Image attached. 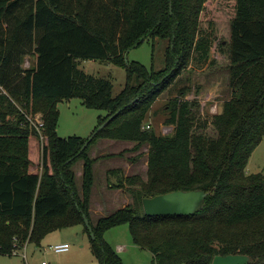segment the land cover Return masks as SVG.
<instances>
[{"label": "trees", "instance_id": "obj_1", "mask_svg": "<svg viewBox=\"0 0 264 264\" xmlns=\"http://www.w3.org/2000/svg\"><path fill=\"white\" fill-rule=\"evenodd\" d=\"M207 2L0 0V84L8 93L0 95V254H16L27 243L40 247L49 233L83 225L100 264H124L105 233L128 224L133 243L150 251L155 264H212L228 254L264 264V173L246 171L264 138V0H235L230 38L221 48L231 94L208 117L194 89V72L216 62L213 41L201 29ZM156 39L168 41L164 69L127 59L145 40L155 48ZM81 60L124 67L122 92L114 95L111 80L87 73ZM179 78L184 82L173 96ZM165 93V124L173 130L159 134L144 122ZM71 98L106 112L95 131L105 126L81 153L88 138L57 131L58 103ZM24 111L45 119L41 174L30 171L29 139L37 132ZM101 138L132 141L133 150L148 145V171L145 180L109 170V186L124 188L133 201L94 223L96 159L89 149ZM78 160L84 162L81 191L73 169ZM196 189L208 195L195 214H145L144 198Z\"/></svg>", "mask_w": 264, "mask_h": 264}, {"label": "rangeland", "instance_id": "obj_2", "mask_svg": "<svg viewBox=\"0 0 264 264\" xmlns=\"http://www.w3.org/2000/svg\"><path fill=\"white\" fill-rule=\"evenodd\" d=\"M234 4L235 0H208L204 13L202 14L203 21L201 29L208 34L213 41L211 57L216 60L214 64L204 69H197L194 72L195 96H202L201 99L203 103H199V107L200 111L203 108L206 117H208V113H212V108L214 107H216V112H221L223 102L228 99L231 94L228 85V58L222 53L221 48H224L230 38L229 28L230 20L234 15ZM221 43L222 45L220 46ZM167 44V40L156 39L155 48H153V42L151 40H145L141 45L128 52L127 59L129 61H139L148 68L153 66L155 70H162L165 67V49ZM27 60V62L24 61V67L26 65L25 68L29 67L31 63L30 58H27ZM80 67L89 74L111 80L113 83L114 95H118L122 92L126 85L127 73L125 68L116 65L112 61L81 60ZM185 77L186 73L183 78ZM183 82L184 79L179 78L172 86V88L174 87L172 91L173 96L177 94V90L182 87ZM218 94L219 96L215 97ZM168 97L167 93L160 97L153 105L152 111L144 122L145 127L147 124H150L159 134H164L166 129L169 131L165 134H169L173 130L172 126L165 124ZM204 100L206 102H204ZM58 108L60 110V117L57 131L61 137L81 136L89 138L98 125L99 116H104L106 113L103 110L87 108L82 104L79 98L60 101L58 103ZM206 132L208 134L215 133L214 129L211 127H209ZM106 139L110 138L98 139L91 148H94V150L106 149L107 152L113 151L112 149H115L114 146L108 145V143H106L108 141H105ZM35 145L37 151L34 148ZM91 148L89 149V155ZM134 151L137 152L133 153ZM121 153H123V156H128V160L134 161L133 166L130 168V172H139L143 178L147 179L148 145H143L138 150L128 148ZM42 155L43 148L40 138L35 135L31 136L29 139L30 171L38 172L39 174L42 173ZM78 164H82V160H78L73 165V169L75 166H78ZM248 169L250 173H264V139L262 145H259L253 152ZM96 170L100 178L102 171L100 164L96 166ZM105 178L108 181L107 176H105ZM112 180L115 181V179ZM76 184L78 187L77 182ZM82 227L83 225L80 227L72 226L49 233L42 240L40 247H36L33 243H30L25 248H20L19 252L16 254H0V264H44V262H46V264H100L91 251L88 233L86 234L88 244H86L85 248H81L82 243L80 240L82 233H80V238L78 239L75 233L78 228ZM105 239L115 250L118 244L126 245L127 249L119 253L124 264H155L154 255L150 251L141 249L133 243L128 224L112 228L105 235ZM65 240L70 243L69 251L56 253L50 248L51 245Z\"/></svg>", "mask_w": 264, "mask_h": 264}, {"label": "crops", "instance_id": "obj_3", "mask_svg": "<svg viewBox=\"0 0 264 264\" xmlns=\"http://www.w3.org/2000/svg\"><path fill=\"white\" fill-rule=\"evenodd\" d=\"M105 141H108L106 143H108V145L110 146H114L115 149H112L113 151H109V152H107L106 149L94 150V148H91L90 150V156L96 159L94 163L95 182L92 188L91 200H90V214H91V219L94 223H96L100 217L109 215L112 212H115L116 210L123 208L126 205L132 203L133 201L131 194L128 191H126L124 188H111L109 186L108 181L105 178V176H107V172L111 169L121 168L124 171L125 176L141 175L139 172H130V168L133 166L134 161L128 160L127 159L128 156L126 157L123 155H119L125 149L133 148L135 145L134 142L127 141V140H116V139H106ZM262 143H263V140L259 145H262ZM34 148L37 151L36 145L34 146ZM136 152L137 151H134L133 153H136ZM83 164L84 162L82 160V164H78V166L74 167V171L76 173V182L78 183V187H79L78 189L80 191H81L82 182H83ZM98 164H100V166L102 167L100 178L98 177V171L96 170V166ZM248 166H249V163L246 167V171L250 173ZM35 173H38V172H35ZM98 179H99V182H98ZM143 179H146V178H143ZM80 226L81 225H76L75 227H80ZM83 227L78 228V230L75 233L77 236V239L80 238L79 235L80 233H82L81 240H80V242L82 243V247H81L82 249L85 248L86 244H88L87 243L88 238L86 237L87 232H85ZM107 232L105 233V235L107 234ZM57 243H69V242L65 240L63 242H57ZM28 244L30 243H27L25 247ZM120 246L121 248H119ZM90 248H91V244H90ZM126 249L127 248L125 244H118L116 247V251L118 252V254L122 253Z\"/></svg>", "mask_w": 264, "mask_h": 264}, {"label": "water", "instance_id": "obj_4", "mask_svg": "<svg viewBox=\"0 0 264 264\" xmlns=\"http://www.w3.org/2000/svg\"><path fill=\"white\" fill-rule=\"evenodd\" d=\"M117 114V113H116ZM116 114L109 117L110 121ZM105 126V123L87 139L80 153L86 149L95 135ZM208 192L202 189L177 190L166 194L156 195L143 199V207L147 216L192 215L199 212L205 203ZM85 224L88 226L91 236L94 237L90 220L84 215ZM250 257L244 254L217 255L212 264H248Z\"/></svg>", "mask_w": 264, "mask_h": 264}, {"label": "built area", "instance_id": "obj_5", "mask_svg": "<svg viewBox=\"0 0 264 264\" xmlns=\"http://www.w3.org/2000/svg\"><path fill=\"white\" fill-rule=\"evenodd\" d=\"M2 94L8 95L6 88L2 84H0V95ZM214 112H216V107L212 108V113ZM23 113L25 115L26 122L29 123L31 127L35 128L37 132L36 136L40 138V141L42 143V148L44 149V146L47 143V136L45 134V119H44L43 114L41 112L31 114L25 111ZM146 127L150 128L151 125L148 124ZM168 131L169 130L166 129V132L165 131L164 132L167 133ZM50 248L56 253H63V252H67L70 249V244L69 243H56L54 245H51ZM119 248H121V246ZM44 264H46V262H44Z\"/></svg>", "mask_w": 264, "mask_h": 264}]
</instances>
